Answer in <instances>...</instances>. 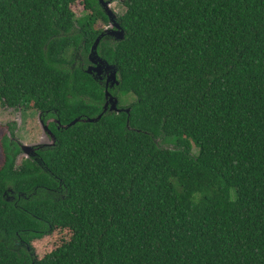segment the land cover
Segmentation results:
<instances>
[{
	"label": "trees",
	"instance_id": "trees-1",
	"mask_svg": "<svg viewBox=\"0 0 264 264\" xmlns=\"http://www.w3.org/2000/svg\"><path fill=\"white\" fill-rule=\"evenodd\" d=\"M100 6L0 0V103L54 137L19 164L2 137L0 264H264V0H125L113 87Z\"/></svg>",
	"mask_w": 264,
	"mask_h": 264
},
{
	"label": "rangeland",
	"instance_id": "rangeland-1",
	"mask_svg": "<svg viewBox=\"0 0 264 264\" xmlns=\"http://www.w3.org/2000/svg\"><path fill=\"white\" fill-rule=\"evenodd\" d=\"M107 12L112 14V18H115L116 12L121 15L124 12V8L121 7L119 0L114 1H103ZM72 11L77 18L83 15V6L81 1L76 2L72 6ZM111 22V21H110ZM98 27H102L98 24ZM91 66V63L89 67ZM99 63L92 64L90 68H98ZM106 73L107 80L110 82V73L104 68H100L99 72H94L93 74L98 81L107 84V80L103 81L102 75ZM131 97V98H129ZM120 104L124 106L127 102L132 100V96L119 97ZM42 122L39 120V116L36 112L24 109H9L4 107L0 103V166L3 163V155L1 151V141L2 137L6 134H10L9 127L14 129V137L12 140L19 146L21 153L17 156V163L19 164L22 160L33 157L34 155H26L22 150L21 146H29L34 150L37 148H42L44 146L50 145L51 137L45 131L47 124L41 125ZM69 239V233L67 231H55L50 236L44 237L41 240H36L31 244L32 251L37 259H41L46 254H49L56 247L60 246L64 241Z\"/></svg>",
	"mask_w": 264,
	"mask_h": 264
},
{
	"label": "water",
	"instance_id": "water-1",
	"mask_svg": "<svg viewBox=\"0 0 264 264\" xmlns=\"http://www.w3.org/2000/svg\"><path fill=\"white\" fill-rule=\"evenodd\" d=\"M107 16H108V19L110 21H114V19L116 18H112V14L110 12H107ZM114 27L116 28V36H117V39L118 40H122L123 38V32L120 30V27L117 23L114 22ZM101 38L98 37L94 44L92 45L91 47V50H90V54L88 56V60L89 62L91 63V66L92 64H95V63H99V66L98 68H90L88 67L87 70H86V73L89 74V75H92L94 77V79H97L95 77V75L93 74V71L94 72H99V69L100 68H104L105 70H107L109 73H110V79L112 82H111V85H110V82L107 80V84L106 86H109V87H113L114 85L117 84V81H116V71H115V68L114 66H110L108 65L105 61H103L102 59H100V57L97 55V52H96V47L98 45V42H99V39ZM105 99H106V103L104 105V110H106L107 108L110 109V111H117V112H120V111H125L126 113H128V109L127 110H122V109H117V100L114 99L113 97H111L107 92L105 94ZM100 119V116L97 117V119H88V120H85V122H94V121H97ZM80 119H76L74 121H72L68 126H72L74 125L76 122H79ZM43 126V123L41 124ZM44 127V126H43ZM45 131H47L48 135L51 137V143L50 145H53L54 144V137L52 135V133L48 130V127L46 125L45 127ZM21 150L26 154V155H35V151L37 150V148L34 150L33 148L29 147V146H21Z\"/></svg>",
	"mask_w": 264,
	"mask_h": 264
},
{
	"label": "flooded vegetation",
	"instance_id": "flooded-vegetation-1",
	"mask_svg": "<svg viewBox=\"0 0 264 264\" xmlns=\"http://www.w3.org/2000/svg\"><path fill=\"white\" fill-rule=\"evenodd\" d=\"M98 1V0H97ZM100 1V7H101V9H102V11H103V13L106 15V17H107V22L106 23H101L100 25L102 26L101 28L100 27H96L97 29H99L100 30V33H99V37L101 36V38L99 39V40H101V39H112V40H118L117 39V36H116V28L114 27V22L115 23H117L118 24V22H117V18L120 16L117 12H116V18L114 19V21H111L110 22V20L108 19V16H107V11L105 10V8H104V6L102 5V2L103 1H114V0H99ZM119 2H120V5H121V7H123L124 8V2H125V0H119ZM81 60H83L84 61V58H82ZM89 66H87V68H88ZM103 77H105V78H102L103 79V81H106L107 80V76H109V74H106V73H104L103 75H102ZM103 86H106L104 83H103ZM47 146H49V145H47ZM45 147V146H44ZM43 148V147H42ZM39 149V148H38Z\"/></svg>",
	"mask_w": 264,
	"mask_h": 264
}]
</instances>
